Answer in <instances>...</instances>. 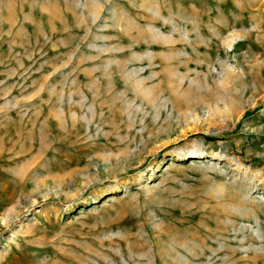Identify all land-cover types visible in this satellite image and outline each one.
Listing matches in <instances>:
<instances>
[{
	"label": "rangeland",
	"instance_id": "1",
	"mask_svg": "<svg viewBox=\"0 0 264 264\" xmlns=\"http://www.w3.org/2000/svg\"><path fill=\"white\" fill-rule=\"evenodd\" d=\"M0 264H264V0H0Z\"/></svg>",
	"mask_w": 264,
	"mask_h": 264
}]
</instances>
